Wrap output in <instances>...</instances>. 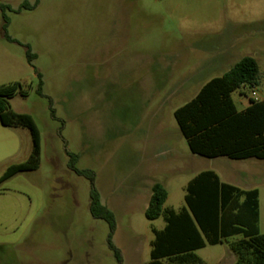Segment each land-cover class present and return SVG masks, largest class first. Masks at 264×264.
<instances>
[{
	"label": "rangeland",
	"instance_id": "374dc122",
	"mask_svg": "<svg viewBox=\"0 0 264 264\" xmlns=\"http://www.w3.org/2000/svg\"><path fill=\"white\" fill-rule=\"evenodd\" d=\"M0 3L10 8L6 29L0 11V87L19 85L8 108L32 118L40 144L36 170L0 181V264H118L107 223L89 213V181L68 169L66 151L78 156L77 169L95 174L100 201L115 217L112 242L122 264H149L151 228L164 226L144 215L151 182L164 186L165 206L177 210L186 182L202 170L258 190L264 234V160L195 156L173 116L206 76L221 74L195 71L194 60L208 56L192 58V42L222 50L239 38L238 54L259 64L255 98L264 100V0ZM23 3L31 8L20 9ZM249 96V87L232 93L238 110ZM31 150L28 129L0 122V179ZM237 239L196 255L202 264H234L229 244Z\"/></svg>",
	"mask_w": 264,
	"mask_h": 264
},
{
	"label": "trees",
	"instance_id": "16d2710c",
	"mask_svg": "<svg viewBox=\"0 0 264 264\" xmlns=\"http://www.w3.org/2000/svg\"><path fill=\"white\" fill-rule=\"evenodd\" d=\"M30 9L23 3L20 9ZM8 5L0 3L6 29ZM9 39V38H8ZM28 62L34 59L26 50ZM41 79L40 74L37 75ZM259 70L252 57H244L231 70L208 81L188 102L174 113L175 122L185 139L189 151L199 157L231 160H264V101L248 98L249 105L237 111L231 95L242 86L257 87ZM41 82L38 93L42 95ZM19 85L0 87V122L5 127H23L29 130L32 150L28 159L10 166L0 181L20 171L39 167V133L27 114L9 110L7 99L18 92ZM53 117H55L53 115ZM68 169L89 181V213L93 219L108 225L107 246L118 264H122L120 251L112 238L116 230L114 214L104 206L95 188V174L91 170L76 168L78 156L66 151ZM168 193L160 183L151 187L145 218H161L162 229L151 228L154 236L150 243L149 264H202L196 251L215 246L233 237L230 249L237 255L234 264H264V234L259 230L258 190H242L220 181L215 172L206 170L195 175L184 188V206L175 210L166 207Z\"/></svg>",
	"mask_w": 264,
	"mask_h": 264
},
{
	"label": "crops",
	"instance_id": "0c3cea01",
	"mask_svg": "<svg viewBox=\"0 0 264 264\" xmlns=\"http://www.w3.org/2000/svg\"><path fill=\"white\" fill-rule=\"evenodd\" d=\"M206 36H208V35H206ZM239 40H240L239 38L230 39L229 43L222 50H212L211 48H208V47H206L204 50H201V48L199 47L197 42L196 43L192 42V58H195L198 55V53H203L204 55L208 56V59L203 64L197 63V61L194 60L193 67L195 68V71H199V72H220L221 73V74H217V75H213V76H206L204 78L202 84L199 86V90L201 89V87L203 85H205L211 79L216 78V77H220L223 74H225L226 72H228L229 70H231L244 57H252L256 61V58L254 56H252L251 54H244V55H239L238 54V50L243 47V45L241 43H239ZM256 63H257L258 70H259V64H258L257 61H256ZM259 84H260V80H258V85ZM258 85H257V87H258ZM198 91H197V93H198ZM231 98H232V95H231ZM253 99L256 100V98H253ZM232 101H233V99H232ZM258 101H264V100L258 99ZM248 105H249V103L246 104L244 106V108H242L241 110L245 109ZM234 106H235V104H234ZM235 108H236V106H235ZM236 110L237 111H241V110H238L237 108H236ZM179 132H180V130H179ZM193 155H195V154H193ZM195 156H197V155H195ZM220 158H225V157H218V158H214V159H220ZM214 159H212V160H214ZM226 159H228V158H226ZM229 160H231V159H229ZM223 165L225 166L226 163H224V162L220 163V167H224ZM202 171H206V170H202ZM202 171H199L196 174H194L186 182V184L195 175H197L198 173H200ZM211 171L216 173V175L219 177L221 182L226 183V184H230V182L223 180L221 178V176L216 171H214V170H211ZM154 183H158V182H151V184L149 186L150 193H151V187H152V185ZM186 184H185V186H186ZM230 185H233V184H230ZM185 186H184V188H185ZM233 186L238 187V188H240L242 190H250L249 188H243V187L237 186L236 184L233 185ZM184 188H183V190H184ZM252 189H255V188H252ZM149 198H150V196H149Z\"/></svg>",
	"mask_w": 264,
	"mask_h": 264
},
{
	"label": "built area",
	"instance_id": "2783aa9c",
	"mask_svg": "<svg viewBox=\"0 0 264 264\" xmlns=\"http://www.w3.org/2000/svg\"><path fill=\"white\" fill-rule=\"evenodd\" d=\"M246 87H249V86H242L240 89H245ZM249 88H250L249 98L253 99V98H255V95H256L255 87H249Z\"/></svg>",
	"mask_w": 264,
	"mask_h": 264
}]
</instances>
